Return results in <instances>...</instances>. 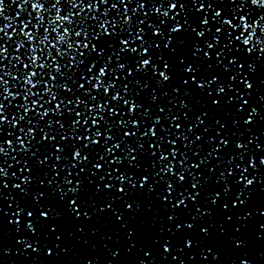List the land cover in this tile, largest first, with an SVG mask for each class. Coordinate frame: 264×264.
<instances>
[{"label": "snow or ice", "instance_id": "obj_1", "mask_svg": "<svg viewBox=\"0 0 264 264\" xmlns=\"http://www.w3.org/2000/svg\"><path fill=\"white\" fill-rule=\"evenodd\" d=\"M0 264H264V0H0Z\"/></svg>", "mask_w": 264, "mask_h": 264}]
</instances>
